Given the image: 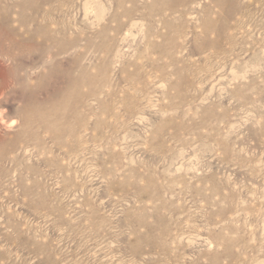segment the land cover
<instances>
[{
  "label": "rangeland",
  "instance_id": "obj_1",
  "mask_svg": "<svg viewBox=\"0 0 264 264\" xmlns=\"http://www.w3.org/2000/svg\"><path fill=\"white\" fill-rule=\"evenodd\" d=\"M0 264H264V0H0Z\"/></svg>",
  "mask_w": 264,
  "mask_h": 264
}]
</instances>
